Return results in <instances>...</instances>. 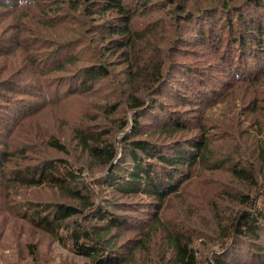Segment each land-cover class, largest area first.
Returning a JSON list of instances; mask_svg holds the SVG:
<instances>
[{
  "label": "trees",
  "instance_id": "1",
  "mask_svg": "<svg viewBox=\"0 0 264 264\" xmlns=\"http://www.w3.org/2000/svg\"><path fill=\"white\" fill-rule=\"evenodd\" d=\"M0 264H264V0H0Z\"/></svg>",
  "mask_w": 264,
  "mask_h": 264
},
{
  "label": "rangeland",
  "instance_id": "2",
  "mask_svg": "<svg viewBox=\"0 0 264 264\" xmlns=\"http://www.w3.org/2000/svg\"><path fill=\"white\" fill-rule=\"evenodd\" d=\"M56 246H58V245H56ZM56 251L58 252V256H59V254L61 255H65V254H67L68 252H67V250L63 247V246H58V247H56ZM61 255V256H62Z\"/></svg>",
  "mask_w": 264,
  "mask_h": 264
}]
</instances>
